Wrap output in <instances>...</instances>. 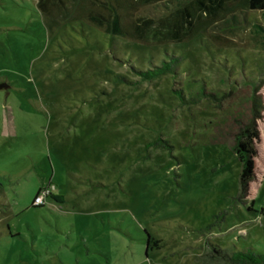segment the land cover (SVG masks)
I'll return each instance as SVG.
<instances>
[{
    "label": "rangeland",
    "instance_id": "obj_1",
    "mask_svg": "<svg viewBox=\"0 0 264 264\" xmlns=\"http://www.w3.org/2000/svg\"><path fill=\"white\" fill-rule=\"evenodd\" d=\"M114 1L0 0V264L264 254L262 10L117 0L127 33L113 34L89 14ZM255 92L260 139L244 189L233 134Z\"/></svg>",
    "mask_w": 264,
    "mask_h": 264
},
{
    "label": "trees",
    "instance_id": "obj_2",
    "mask_svg": "<svg viewBox=\"0 0 264 264\" xmlns=\"http://www.w3.org/2000/svg\"><path fill=\"white\" fill-rule=\"evenodd\" d=\"M118 4L119 3L117 0L111 3L109 2V5L111 7L106 9L104 6V8L100 9V11L93 10L90 12L89 18L95 24H97L98 26H104L106 31L112 32L113 34L127 33L126 29L122 27L121 24L122 20L118 12L119 9ZM103 5H106V3H103ZM248 7L250 9L262 10L264 14V0H248ZM151 9L150 12H147L148 15L139 14V18L140 19L149 18L152 13ZM149 21L150 19H146V21L143 22L144 26L148 25ZM173 63L174 61L162 62L160 66H156L154 69L140 71L139 73L144 78H152L164 73L165 71L170 70L172 68ZM175 92L179 94L182 99H184L179 89H177ZM261 107H262L261 95L258 92H255V96L252 99L253 115L249 119L241 122L238 126V130L233 134L234 144L232 149L241 164L240 181L244 189L247 188L249 182L253 179L255 174L254 158L256 156L257 143L259 142L260 139L259 130L256 125V119L261 116L259 110V108ZM48 196L58 199L60 198L59 196L52 195L51 193ZM45 197H47V195ZM32 206H42V205L34 204L32 202ZM261 213L262 215H264V209L261 210ZM263 230H264V226H263ZM218 251H219L218 252L219 255L222 256L231 264L264 263V254L256 253L252 249L235 250L232 251L230 254L223 252L221 250Z\"/></svg>",
    "mask_w": 264,
    "mask_h": 264
},
{
    "label": "built area",
    "instance_id": "obj_3",
    "mask_svg": "<svg viewBox=\"0 0 264 264\" xmlns=\"http://www.w3.org/2000/svg\"><path fill=\"white\" fill-rule=\"evenodd\" d=\"M41 190H44V188L41 189ZM41 190L35 195V197L33 199V203L34 204H41L42 203V198L46 196V194L42 193ZM48 192H49V190H48Z\"/></svg>",
    "mask_w": 264,
    "mask_h": 264
}]
</instances>
